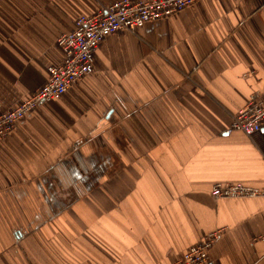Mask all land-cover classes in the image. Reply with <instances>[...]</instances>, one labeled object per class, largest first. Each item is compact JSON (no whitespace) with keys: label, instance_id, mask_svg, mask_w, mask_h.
<instances>
[{"label":"crops","instance_id":"crops-1","mask_svg":"<svg viewBox=\"0 0 264 264\" xmlns=\"http://www.w3.org/2000/svg\"><path fill=\"white\" fill-rule=\"evenodd\" d=\"M112 1L0 0V113L46 82L58 34ZM251 97L264 0H197L105 37L92 73L0 140V264H173L216 229L206 264H264V198L210 194L264 187V127L224 131ZM82 138L104 160L82 161ZM75 166L97 175H56Z\"/></svg>","mask_w":264,"mask_h":264},{"label":"built area","instance_id":"built-area-1","mask_svg":"<svg viewBox=\"0 0 264 264\" xmlns=\"http://www.w3.org/2000/svg\"><path fill=\"white\" fill-rule=\"evenodd\" d=\"M197 0H113L95 13L82 14L71 31L60 32L56 44L62 53L58 64L47 67L46 82L15 107L0 113V140L10 134L30 112L43 103L57 100L79 79L94 69V52L112 33L136 32L148 21L166 18ZM264 127V102L251 97L232 115L225 133L241 132L251 137ZM213 198H264V187L241 182L217 183L211 188ZM220 229L206 233L188 247L173 264H206L208 251L219 237ZM256 239L264 241V233Z\"/></svg>","mask_w":264,"mask_h":264},{"label":"rangeland","instance_id":"rangeland-1","mask_svg":"<svg viewBox=\"0 0 264 264\" xmlns=\"http://www.w3.org/2000/svg\"><path fill=\"white\" fill-rule=\"evenodd\" d=\"M92 73V72H91ZM53 101V100H52ZM19 125V124H18ZM18 127V126H17ZM16 127V128H17ZM16 128H14V130L16 129ZM62 129V128H61ZM13 130V131H14ZM12 131V132H13ZM9 135V134H8ZM7 135V136H8ZM6 136V137H7ZM4 139V138H3ZM2 139V140H3ZM83 139V138H82ZM79 140L78 141V148H77V150H82V149H87L86 150V158H82V161H87V164L89 163V161L90 160H96V161H99V159H103L104 160V155H105V153L103 152V153H98V156H94L93 154H91L90 153V147L91 146H89L90 145V140L89 139H83V140ZM96 141H97V146H100L101 145V147H103L104 148V143H105V136H104V133L102 134V135H100V137H98L97 139H96ZM81 153L83 154V153H85V152H83V151H81ZM98 157V158H97ZM101 172H103L104 173V169H98V175L101 173ZM71 174L73 177H76V176H78L80 173H82V174H80V176H87V177H90V176H95V175H97V174H95L96 173V171L95 170H93V168L91 169V168H86V169H79L77 166H75L74 168H66V169H60V170H58V172L56 173V175H60V176H62V177H64V176H67V175H69V174ZM68 187V186H67ZM66 187V189H68Z\"/></svg>","mask_w":264,"mask_h":264}]
</instances>
